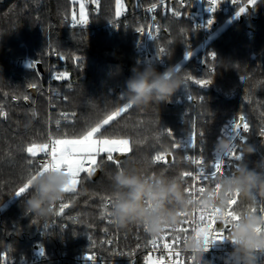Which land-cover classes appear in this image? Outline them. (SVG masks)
Segmentation results:
<instances>
[{
  "label": "trees",
  "instance_id": "trees-1",
  "mask_svg": "<svg viewBox=\"0 0 264 264\" xmlns=\"http://www.w3.org/2000/svg\"><path fill=\"white\" fill-rule=\"evenodd\" d=\"M86 1L92 27L84 30L70 25L77 12L71 0H0V111L6 115V120L0 115V264H29L35 259L38 264H79L77 258L85 255L98 256L97 264H149L144 253L149 237L142 226L119 230L100 215L103 198L111 196L112 173L124 167L181 176L189 170L187 153L173 144L194 137L199 149L213 153L227 125L240 116L249 132L239 146L242 159L235 165L264 156V136L259 134L264 129V0L237 17L236 5L228 15L217 16V33L208 42L204 66L196 57L202 35L194 25L196 7L190 0ZM152 4L160 36L151 46L156 53L165 49L166 66H157L158 71L178 66L184 79H193L185 81L170 102L128 109L105 126L106 136L143 143L132 144L127 154H114L122 156L119 166L101 156L96 180L81 173L78 189L63 201L69 204L63 213L56 216L59 204L48 218L25 213L26 195L17 197L15 192L46 158L39 147L49 135L73 138L126 103L121 96L125 81L131 68L143 63L137 29L149 24L144 10ZM25 57L41 65L42 72L17 68L15 61ZM49 75L50 95L45 89ZM196 79L212 83L201 86ZM25 97L31 106L24 104ZM249 144L261 146L251 157L246 152ZM28 146L34 147L35 157L26 152ZM158 153H170L171 161L154 164Z\"/></svg>",
  "mask_w": 264,
  "mask_h": 264
},
{
  "label": "clouds",
  "instance_id": "clouds-1",
  "mask_svg": "<svg viewBox=\"0 0 264 264\" xmlns=\"http://www.w3.org/2000/svg\"><path fill=\"white\" fill-rule=\"evenodd\" d=\"M158 60L156 56L148 58L131 68L121 96L132 108L170 102L173 94L185 86L183 71L178 66L158 71ZM261 146L249 144V157L257 154ZM235 148V140L228 137L218 139L215 145V151L222 155ZM110 180L112 204L108 213L116 229L139 225L150 237H159L183 219H191L196 210L221 209L219 218L232 226L227 240L232 251L227 264H264V213L259 211L264 203V156L258 161H244L233 174L217 175L213 187L192 194L187 192L180 175L163 172L144 174L121 167L111 174ZM72 181L73 177L62 170L29 174V188L22 201L25 213L39 218L54 215L55 206L68 198L67 189ZM234 200L238 203V219L228 214ZM208 238V230L200 229L183 243V251L192 257L193 264H215L209 254L216 243H207Z\"/></svg>",
  "mask_w": 264,
  "mask_h": 264
},
{
  "label": "snow or ice",
  "instance_id": "snow-or-ice-1",
  "mask_svg": "<svg viewBox=\"0 0 264 264\" xmlns=\"http://www.w3.org/2000/svg\"><path fill=\"white\" fill-rule=\"evenodd\" d=\"M163 2V0H161ZM237 0H232V3L235 4ZM218 3V0H208V4L210 5L208 7V10L210 12H215L217 10L216 5ZM249 3L253 6L256 5L257 0H249ZM156 8V4H152L151 7L148 9L149 11H152ZM246 10L245 7H241L239 12H237V16L244 13ZM119 15V12L116 13ZM174 15H179L178 12H174ZM154 19V18H153ZM77 23H87L86 20L83 19V16L81 17L80 21L74 20V25ZM213 23L212 19H209L207 21V25L211 26ZM203 27V25H200ZM142 29H137V31H141ZM165 49L161 48L160 52L164 53ZM189 57L192 55L191 52L187 54ZM211 57L215 59V53H210ZM27 67L31 68L33 67L32 64L26 65ZM179 70V69H178ZM66 75V74H62ZM193 79L192 76H186L185 81ZM195 83L201 86H207L212 83L211 79H196ZM31 87H36V85H31ZM27 99V97H25ZM131 105L125 103L122 107H115L113 110L105 113V115L98 121H96L94 124L88 125L84 130H82L81 133L77 134L73 138H52L51 135L48 137V141L46 143H43L39 147L40 152H45L46 158L39 162L38 164V170L35 172L43 173L44 171L52 170V171H65L69 175L73 177L72 185L67 191L69 193H75L76 187L78 183V178L80 177L81 173L86 172L87 175L90 177L93 172L95 171V167H86V165L89 166H96L97 160L96 158L100 156L101 153L106 154V161L112 162L113 164L119 166L120 159L118 156H114V153H120L121 155H124L128 152L132 151V144H140L143 143V141L140 140H133L130 137H109L104 135V133L107 131L105 126L109 125L111 121L114 120L115 117H118L121 115V113L126 112V110L131 109ZM0 115H5L3 111H0ZM75 116V114H72ZM33 116H35V112H33ZM65 118H67L65 116ZM57 125H59L60 121L58 120ZM243 129V132L247 133L249 131V125L245 122V118L243 116H240L238 121L230 122L229 126L225 128V132L227 133V137L233 140H244L245 137L242 136L240 129ZM261 136H264V129L260 130L259 133ZM163 135V133H161ZM168 136H172V132L169 130L167 132ZM202 135V134H201ZM174 148H180L183 147L185 150L188 148H195L196 144L194 141V137L192 139L187 140L186 142L176 143L173 144ZM236 148L232 151V153L228 155H222L218 152L214 153L213 163L208 167H200L199 172L197 176H193V172L191 171H184L181 173V177L184 179L186 177H193V180L200 179L203 181H207L210 184L215 185V179L218 174L222 172L224 174H233L238 169V165L234 164V161H240L242 159L241 155H236ZM26 152L31 155V157H35L37 155L36 151L34 150L33 146H28L26 148ZM170 155V153H168ZM227 158V163H225V160ZM168 163V161L165 159V154L158 153L152 158L153 163L161 162ZM28 163L31 165L33 161L31 159L28 160ZM192 163L200 166L202 165L203 161L199 159H192ZM234 169V170H233ZM32 174V173H30ZM29 188V183H24L22 186L18 188L15 192V196L20 197L22 194L26 192V190ZM187 192L189 194H192L196 191L203 192L205 190V187H199L198 189H193L192 187L186 188ZM106 203L103 205L101 210V217L102 218H108V207L112 204V197L108 196L103 198ZM233 206L237 207H230L228 210V214L232 216L233 219H238V203L236 200L232 202ZM57 207V206H55ZM69 207V204L66 202H61L58 205L59 213H63L66 208ZM255 210V209H254ZM201 215L197 218L193 216L191 219H185L184 223H190L193 225L191 232L196 233L200 229L208 230V227L211 226L212 223L219 220L222 221L219 218V213L221 212V209H216L214 212L209 211H203L198 210ZM259 211L261 213H264V203L261 204ZM110 223L111 219L109 220ZM223 222V228L219 231L208 230V241L207 243H217V242H223L227 241L232 234V226L229 225L226 221ZM36 221H33V224H35ZM201 225H206L208 227H201ZM49 225L47 223L44 224V228L47 229ZM173 236L172 238L179 242L180 236L178 234L177 227L171 228ZM180 231H184L181 229ZM227 232L229 235H224L223 233ZM189 235H185L183 238V242L187 240ZM156 238L153 237L150 241L152 244V248H156ZM110 243V241H109ZM167 247V245H165ZM40 255H44L43 248L40 249ZM89 259H92L89 257ZM189 259H192V257H189ZM154 264H164L163 257H160L159 261L154 262ZM168 264H176L175 261H168Z\"/></svg>",
  "mask_w": 264,
  "mask_h": 264
},
{
  "label": "built area",
  "instance_id": "built-area-1",
  "mask_svg": "<svg viewBox=\"0 0 264 264\" xmlns=\"http://www.w3.org/2000/svg\"><path fill=\"white\" fill-rule=\"evenodd\" d=\"M190 2H192L193 5L196 7L194 25L202 35V43L199 47V53L200 54L197 55L196 57H197V60L200 62V64L204 66L205 60L207 57L206 49H207L208 42L211 39H213L217 33V28H218L217 16L221 15V14L222 15H228L231 12V6H233V5H236L238 7L237 12H239L241 7H245V6H246V10H245V12H246L247 10L251 9L253 5H251L249 3V0H237V2L235 4L232 3V0H218V3L216 5L217 10L215 12H210L208 10V7L210 6L208 4V0H190ZM96 3L97 4L100 3V0H96ZM149 8L150 7L146 8L144 10L145 11V18H146V20L149 21V24L146 27L142 28V30L139 32L140 39L137 43V50L140 52V54L143 58V62L148 58H152V57L156 56L159 59L157 61V66H163L164 67V66H166L165 61H164V53H161V52L156 53L151 46L152 41H154L156 38H158L160 36V32H159L158 26L156 24V21L153 19L155 16L156 10L153 9L152 11H149L148 10ZM244 13H242V14H244ZM234 17H237V13L235 14ZM209 19L213 20V23L211 26L207 25V21ZM70 25L73 28L84 29V30L92 27L91 22L77 23L74 25V20H72L70 22ZM200 25H203V27H201ZM14 64L17 68L27 67L26 65L32 64L33 67H31L30 69L35 71V72H39L38 64L33 62L28 57L19 58L15 61ZM51 80H52V76L49 75V80H48L49 84H48L47 88H45L48 95H50V93H51V87H50ZM194 103H195V101H194ZM24 104L26 106H31V101L29 99H25ZM3 119L6 120V115H3ZM227 126H229V125H227ZM240 131H241L242 136H244V137L249 132V131L247 133L243 132L242 127H241ZM223 136L227 137V133L225 132V130L223 132ZM186 141H187L186 139H183L182 142H186ZM242 141L243 140H239V139L235 141L236 145L238 146L236 149V152H235L236 155H238L239 146H240V143ZM195 144H196L195 148H188L187 150H185L183 147H180V150L182 152L187 153L186 154V163L189 167L188 171L193 172V176H197L200 167L208 168L213 163L214 153L216 152L215 149L212 151L213 153L205 152L204 149H202V148L199 149L197 141H195ZM44 159H41L39 162H42ZM165 159L168 161V158L166 155H165ZM192 159H199V160L203 161V163H202V165L197 166V165L192 163ZM225 163H227V158L225 160ZM154 164L163 165L166 163L161 161V162H157ZM234 164H235V161H234ZM86 167H93V166L86 165ZM222 174H224L223 169H222V172L218 175H222ZM184 179H185L186 188L192 187L193 189H198L199 187L203 186L206 189V188L214 186V184H210L209 182L203 181L200 179H196L194 181L193 177H186ZM110 207H111V205H109V209H110ZM233 207H237V206H233ZM58 212L59 211L57 210L56 216H57ZM200 215H201V213L198 210L194 211V213H193V216H195L197 218ZM109 220H110V217H109ZM184 220L185 219H183L181 221V223L176 226L177 230H178V234L180 236L179 242L172 238L173 233H172L171 228H169V229H166L159 237L156 238V248L155 249L152 248V244L150 242L152 240V237H150L143 230L144 233L146 235H148V237H149V240H148V243L146 244L145 252H144L145 253V261H147L149 264H154V262L159 261L160 257H163L164 264H168V261H175L176 264H185L187 262H192V260L189 259L190 256L183 251V243H184L183 238L185 235L192 234L191 229H192L193 225L190 223H184L183 222ZM110 224H112V223H110ZM55 225H57V223ZM223 226H224L223 222L219 221V220L212 223L210 227H208L206 225H201V227H208L209 231H212V230L219 231L220 229L223 228ZM181 229H183L184 231H180ZM223 234L229 235V233H227V232H224ZM109 241H110V244L113 243L112 240H109ZM165 245H167V247H165ZM231 251H232V244L230 241L217 242L216 245L211 248L209 256H210V258H213L215 260V264H227L228 253H230ZM89 257H91L92 259H89ZM77 259H78L79 264H97L100 260L99 257L96 255H94V256L85 255L84 257H80ZM261 259H264V257H261ZM38 263H39V260L35 259L33 262H31L29 264H38Z\"/></svg>",
  "mask_w": 264,
  "mask_h": 264
},
{
  "label": "rangeland",
  "instance_id": "rangeland-1",
  "mask_svg": "<svg viewBox=\"0 0 264 264\" xmlns=\"http://www.w3.org/2000/svg\"><path fill=\"white\" fill-rule=\"evenodd\" d=\"M71 1L73 3H75L76 6H77V12L74 14L73 19L79 21V20H81V17L83 16V19L86 20L87 22H89L88 10H87V1L86 0H71ZM121 10H122V5L118 4L117 11L120 13ZM114 154H116V153H114ZM118 154H120V153H118ZM103 155H106V154L105 153H101L100 156H98L96 158L97 164H98V161H99L100 157L103 156ZM78 185H79V178H78V183H77L76 190L78 189Z\"/></svg>",
  "mask_w": 264,
  "mask_h": 264
},
{
  "label": "water",
  "instance_id": "water-1",
  "mask_svg": "<svg viewBox=\"0 0 264 264\" xmlns=\"http://www.w3.org/2000/svg\"><path fill=\"white\" fill-rule=\"evenodd\" d=\"M38 67H39V70L42 72V67H41V65H38ZM31 91L34 92V89H32ZM121 158H122V156H119V159H121ZM167 158H168V162H170V161H171V155H168ZM99 175H100V170L95 171V172L92 174V179H93V180H96V179L99 177Z\"/></svg>",
  "mask_w": 264,
  "mask_h": 264
}]
</instances>
